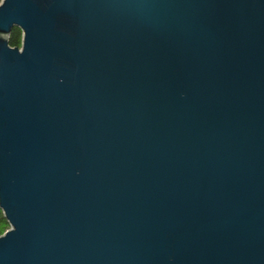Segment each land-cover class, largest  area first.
Returning a JSON list of instances; mask_svg holds the SVG:
<instances>
[{"label":"water","instance_id":"95a60500","mask_svg":"<svg viewBox=\"0 0 264 264\" xmlns=\"http://www.w3.org/2000/svg\"><path fill=\"white\" fill-rule=\"evenodd\" d=\"M0 209V264H264V0H1Z\"/></svg>","mask_w":264,"mask_h":264},{"label":"trees","instance_id":"16d2710c","mask_svg":"<svg viewBox=\"0 0 264 264\" xmlns=\"http://www.w3.org/2000/svg\"><path fill=\"white\" fill-rule=\"evenodd\" d=\"M9 42L12 46H21L22 43V32L18 27H15L11 33ZM10 227L8 221L3 215L0 209V235L4 233Z\"/></svg>","mask_w":264,"mask_h":264},{"label":"rangeland","instance_id":"374dc122","mask_svg":"<svg viewBox=\"0 0 264 264\" xmlns=\"http://www.w3.org/2000/svg\"><path fill=\"white\" fill-rule=\"evenodd\" d=\"M1 1V0H0Z\"/></svg>","mask_w":264,"mask_h":264}]
</instances>
